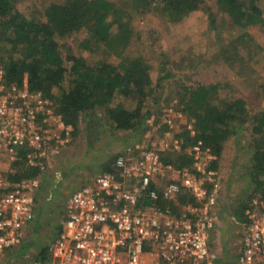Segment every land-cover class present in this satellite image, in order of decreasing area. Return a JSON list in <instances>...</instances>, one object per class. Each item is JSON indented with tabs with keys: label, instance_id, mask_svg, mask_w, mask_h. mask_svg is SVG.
I'll use <instances>...</instances> for the list:
<instances>
[{
	"label": "rangeland",
	"instance_id": "obj_1",
	"mask_svg": "<svg viewBox=\"0 0 264 264\" xmlns=\"http://www.w3.org/2000/svg\"><path fill=\"white\" fill-rule=\"evenodd\" d=\"M53 1L58 0H18L17 8L22 13L41 17L44 7ZM111 1L119 8L116 16L107 19V23L112 24L107 41L98 45L92 43L85 48L81 45L89 39V34L83 33L60 40V44L65 51L95 62L121 65L128 58L146 60L152 79L145 107L146 123L138 129L119 130L109 119L106 109L100 108L93 118L81 116L78 132L73 135V129L56 112L54 101L48 100V109L54 115L45 118L42 114L37 118L43 139L48 142L41 152L45 155L38 153L37 158L35 151L29 148L0 153V173L12 184L28 183L31 193L39 200L26 237L6 253L1 263L39 262L36 258L40 250L58 239V225L62 224L64 210L73 194L104 174L105 164L113 167L117 155L128 153L132 159L139 160L146 155V150H153L157 160L162 153L175 156V153L186 152L200 164L201 176L196 174L192 181L172 165L171 169L162 168L155 172L153 183L162 189L175 182L180 187L179 196L192 197L194 205L197 202L207 204L212 197L215 198L214 208L220 215L222 226L213 236L212 244L223 254L220 264H231L240 252L244 232L242 223L249 214V209L244 211L243 206L253 192L254 136L248 125L244 137H230L218 169L207 172L212 160L206 153L190 147L183 149L182 133L196 128L195 121L178 110L180 87L220 84L217 96L220 99L233 100L243 96L249 111L254 114L264 112V26L234 27L216 0H207L210 8L195 11L179 23L160 15L158 7L152 6L144 11L135 9L129 0ZM232 50L241 57L234 56ZM233 60L240 61L243 66H237ZM162 65H165V71L161 69ZM168 72L172 78L161 80ZM17 92L5 88L7 96H14ZM54 93L58 95L57 90ZM15 102L18 104V99L15 98ZM118 102L117 98L114 103ZM128 146L130 148L126 149ZM4 160L9 163H3ZM17 162L23 163L19 168L27 173L39 167L37 176L12 182L9 176L17 175L14 168ZM197 194L199 197L195 199ZM173 200L176 211L182 213L187 208V205L179 206V198ZM31 240L33 242H29Z\"/></svg>",
	"mask_w": 264,
	"mask_h": 264
},
{
	"label": "trees",
	"instance_id": "obj_2",
	"mask_svg": "<svg viewBox=\"0 0 264 264\" xmlns=\"http://www.w3.org/2000/svg\"><path fill=\"white\" fill-rule=\"evenodd\" d=\"M17 1L0 0V46L4 45L0 49V66L3 67L6 87L15 92L39 94L45 101H54L56 112L62 115L73 129L75 133L73 135L78 132L76 130L80 117L93 118L100 108L106 109L109 119L119 130H133L145 125L146 101L152 89L150 65L146 60L141 57L128 58L123 60L121 65L105 61L95 62L80 58L72 51H65L60 44V40L83 33H88L89 39L83 41L82 47L87 48L92 43L98 45L107 41L112 33V24H108L107 19L118 13L119 6L115 2L58 0L48 3L44 7L43 16L39 17L22 13L17 8ZM129 2L135 9L144 11L152 9V6L158 7L160 15L175 19L174 22L177 23L195 11H206L210 8L207 0H129ZM216 3L227 12L234 27L249 24L264 26V0H216ZM231 53L241 57L233 50ZM233 63L243 66L240 61L233 60ZM161 69L165 71V65H162ZM168 78H172L170 72L161 80ZM220 89V84L180 87L182 92L178 110L188 114L195 121L196 128L195 131L187 130L182 133L183 149L190 147L196 152L206 153L208 159L212 160L207 172L216 171L229 138L241 139L248 129L247 126H251V133L254 136L251 182L254 186L252 195L243 206L244 211L249 209L248 218L243 222H249L255 214L257 218L264 216V112L254 114L249 111L247 100L243 96L233 100L220 99L217 97ZM55 90L58 95L54 93ZM117 98L119 102L114 103ZM175 154L165 156L162 153L161 164L173 165L180 171L190 169L198 177L201 176L194 168L193 155L186 152ZM3 163L8 164L9 161L4 160ZM22 164L14 163L17 175L9 176L12 182L30 180L37 176L39 167L27 173L20 170L19 166ZM104 168L105 173H114V167L110 164H105ZM154 188L155 185H150L145 195L147 196ZM178 198L179 206L189 205L187 202L194 205L192 197L181 195ZM35 200L36 212L39 200L37 197ZM175 205L174 200L162 194H159L157 199L148 195L143 201V206H154L161 211L172 210ZM63 228V224L58 225L59 235L62 234ZM49 248L50 246L45 244L40 250L36 258L39 263H50Z\"/></svg>",
	"mask_w": 264,
	"mask_h": 264
},
{
	"label": "built area",
	"instance_id": "obj_3",
	"mask_svg": "<svg viewBox=\"0 0 264 264\" xmlns=\"http://www.w3.org/2000/svg\"><path fill=\"white\" fill-rule=\"evenodd\" d=\"M0 66V153L33 149L35 157L48 146L37 118L54 115L39 94L5 95ZM9 97V98H6ZM18 99V104L15 102ZM15 103V104H14ZM61 118V117H59ZM39 153V154H38ZM114 173L96 177L72 195L63 213V231L49 248L50 264H220L223 254L213 246L221 228L215 198L187 205L182 213L143 206L148 195L178 199L180 187L171 182L162 189L154 174L164 166L153 150L139 160L120 155ZM194 168L203 171L196 161ZM188 180L195 174L185 170ZM28 183L12 184L0 173V264L6 253L28 233L35 217L36 200ZM197 196H194L196 199ZM177 201V200H176ZM240 252L231 264H264V216L242 223ZM230 254L232 252L228 251ZM12 264V263H5ZM36 264H40L37 262Z\"/></svg>",
	"mask_w": 264,
	"mask_h": 264
},
{
	"label": "crops",
	"instance_id": "obj_4",
	"mask_svg": "<svg viewBox=\"0 0 264 264\" xmlns=\"http://www.w3.org/2000/svg\"><path fill=\"white\" fill-rule=\"evenodd\" d=\"M219 231V230H218ZM229 251V250H228Z\"/></svg>",
	"mask_w": 264,
	"mask_h": 264
}]
</instances>
